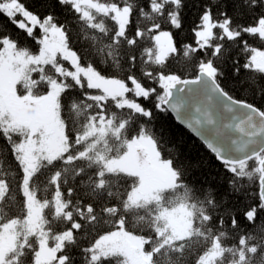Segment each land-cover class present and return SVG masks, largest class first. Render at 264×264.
<instances>
[{
  "label": "snow or ice",
  "instance_id": "obj_1",
  "mask_svg": "<svg viewBox=\"0 0 264 264\" xmlns=\"http://www.w3.org/2000/svg\"><path fill=\"white\" fill-rule=\"evenodd\" d=\"M43 6L0 0V264H264V0Z\"/></svg>",
  "mask_w": 264,
  "mask_h": 264
},
{
  "label": "trees",
  "instance_id": "obj_2",
  "mask_svg": "<svg viewBox=\"0 0 264 264\" xmlns=\"http://www.w3.org/2000/svg\"><path fill=\"white\" fill-rule=\"evenodd\" d=\"M26 8L30 11H33L36 14H39L41 17L47 14L48 10L43 6L45 0H21ZM197 11L193 8H187L184 13V28L183 31L179 33L177 38V43L180 41H187L189 43L193 40V34L190 31L191 27L197 21ZM18 16L16 20H18ZM168 30V29H164ZM37 33L39 29L36 30ZM8 33L14 37L20 38L21 40L25 39V34L22 30L18 29L15 24H13L8 17L0 14V34ZM248 39L249 44L253 47L260 48V50H264V45H261L259 41L251 39L249 37H245ZM28 43L32 45L33 49H35V44L28 40ZM247 93L245 97H247ZM156 127L158 130L162 129V135L166 139H170L172 142L179 141L180 147L184 155L189 158H206L209 161V167L213 170V172H221L223 173L222 165L215 159L213 154H210L209 150L193 135H191L185 128L180 126L170 113L167 115L160 113L159 119L156 122Z\"/></svg>",
  "mask_w": 264,
  "mask_h": 264
},
{
  "label": "water",
  "instance_id": "obj_3",
  "mask_svg": "<svg viewBox=\"0 0 264 264\" xmlns=\"http://www.w3.org/2000/svg\"><path fill=\"white\" fill-rule=\"evenodd\" d=\"M169 113L171 114V116L174 118V120H175L180 126H182L183 128H185V129H186L191 135H193L196 139H198V140L204 145L203 141H202L199 137H197V136L195 135V133H193L190 129L187 128L186 125L180 123V121H178V120L175 118V113H172V112H169ZM204 146H205V145H204ZM205 147H206V146H205ZM213 155H214V154H213Z\"/></svg>",
  "mask_w": 264,
  "mask_h": 264
},
{
  "label": "rangeland",
  "instance_id": "obj_4",
  "mask_svg": "<svg viewBox=\"0 0 264 264\" xmlns=\"http://www.w3.org/2000/svg\"><path fill=\"white\" fill-rule=\"evenodd\" d=\"M18 18L20 19L21 17L18 15ZM19 19H18V20H19Z\"/></svg>",
  "mask_w": 264,
  "mask_h": 264
}]
</instances>
